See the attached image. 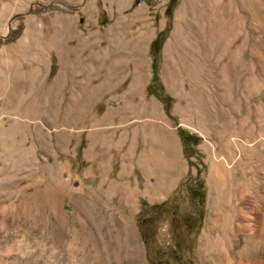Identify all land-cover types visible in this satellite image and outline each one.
Segmentation results:
<instances>
[{
    "label": "rangeland",
    "instance_id": "obj_1",
    "mask_svg": "<svg viewBox=\"0 0 264 264\" xmlns=\"http://www.w3.org/2000/svg\"><path fill=\"white\" fill-rule=\"evenodd\" d=\"M169 3L0 0V264H216L222 145L264 150V0Z\"/></svg>",
    "mask_w": 264,
    "mask_h": 264
},
{
    "label": "bare ground",
    "instance_id": "obj_2",
    "mask_svg": "<svg viewBox=\"0 0 264 264\" xmlns=\"http://www.w3.org/2000/svg\"><path fill=\"white\" fill-rule=\"evenodd\" d=\"M186 1L188 3L190 0ZM234 69L233 63L230 67L226 66L222 69L223 79L221 80L225 93L221 94V97L223 96L222 99L227 103H230L234 96ZM223 84H221V88ZM203 119L215 132L220 134L213 115L204 112ZM229 141L222 145L220 163L226 170L225 184L230 191L227 196L229 199L227 206L236 215L231 220V226L228 223V229L231 230L229 233L232 232L231 236H225L223 239L216 237L210 239L209 236L207 239L208 249L216 253V264H264V237L257 236L256 240L251 237L254 230L262 231L264 229V188L258 185L257 178L258 176L264 178V150H259L257 145L253 146L248 140L242 143L233 141V139ZM235 157L237 158L235 159ZM213 193L219 195V191L214 185H212L211 194ZM211 200V208L217 213L219 204L213 196ZM242 230L245 233L241 234Z\"/></svg>",
    "mask_w": 264,
    "mask_h": 264
},
{
    "label": "trees",
    "instance_id": "obj_3",
    "mask_svg": "<svg viewBox=\"0 0 264 264\" xmlns=\"http://www.w3.org/2000/svg\"><path fill=\"white\" fill-rule=\"evenodd\" d=\"M139 0H135V5L138 3ZM175 4H176V0H170V3H169V6H168V13L170 14L171 13V10L175 7ZM163 42H164V37L162 36V34H158V36L154 39V41L152 42L151 44V48H152V52L154 53L155 55V60L153 62V65H156L157 62L156 59H158V56H159V53L162 49V45H163ZM155 70V69H154ZM164 100L167 102L170 100V98L167 96L164 98ZM166 110L168 111V107H166ZM184 135H182V140H183V143H184V146L186 147V145H189L187 140L183 137ZM191 139H193L194 143H193V147L195 148L198 144H199V141L200 139L195 137V136H189ZM196 154L195 150L193 152V155ZM199 189V190H198ZM198 189L196 190H192L191 188H189L190 192L192 193V199L193 200H202L203 201V198L205 196V191H204V184L202 181H200L198 183ZM144 206H146V203H142ZM165 204V203H164ZM163 204V205H164ZM162 205H153L151 206V208L153 209H160ZM192 219H195L192 218ZM197 221V230H199L202 226V221H203V213L201 212L200 216L196 219ZM147 223V222H146ZM197 234V233H196ZM196 237V236H195ZM169 251H167V253L169 254V257L172 258L173 260H175L176 262L180 263V264H191V259H182L180 258V253L178 251H175V249H168ZM184 257V255H183ZM180 259V260H179Z\"/></svg>",
    "mask_w": 264,
    "mask_h": 264
},
{
    "label": "flooded vegetation",
    "instance_id": "obj_4",
    "mask_svg": "<svg viewBox=\"0 0 264 264\" xmlns=\"http://www.w3.org/2000/svg\"><path fill=\"white\" fill-rule=\"evenodd\" d=\"M184 138L187 140L188 144H190V143L193 144V143H194L193 139H191L189 136H187V135L185 136V135H184ZM186 146H187V145H186Z\"/></svg>",
    "mask_w": 264,
    "mask_h": 264
}]
</instances>
